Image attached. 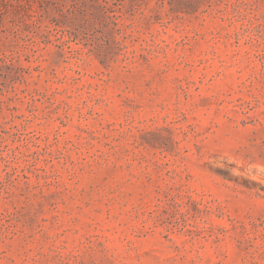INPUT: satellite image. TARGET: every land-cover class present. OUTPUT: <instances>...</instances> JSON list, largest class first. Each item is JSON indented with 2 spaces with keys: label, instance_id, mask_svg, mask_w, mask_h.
Returning <instances> with one entry per match:
<instances>
[{
  "label": "rangeland",
  "instance_id": "rangeland-1",
  "mask_svg": "<svg viewBox=\"0 0 264 264\" xmlns=\"http://www.w3.org/2000/svg\"><path fill=\"white\" fill-rule=\"evenodd\" d=\"M0 264H264V0H0Z\"/></svg>",
  "mask_w": 264,
  "mask_h": 264
}]
</instances>
